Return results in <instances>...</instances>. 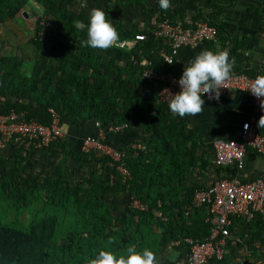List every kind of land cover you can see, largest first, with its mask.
Masks as SVG:
<instances>
[{
    "label": "trees",
    "instance_id": "16d2710c",
    "mask_svg": "<svg viewBox=\"0 0 264 264\" xmlns=\"http://www.w3.org/2000/svg\"><path fill=\"white\" fill-rule=\"evenodd\" d=\"M142 2L106 5L119 39L108 49H94L81 45L86 28L76 25L88 14L76 12L73 0H0V25L18 19L28 7L41 11L29 42L31 59L24 53L0 57L2 113L14 110L21 121L48 125L53 108L61 124L99 122L102 129L126 124L152 133L144 148L124 151L128 176L117 169L122 161L76 150L64 137L45 146L62 155L53 172L30 171L33 145L21 143L12 163L0 155V264H86L101 248L129 246L149 248L159 261L176 242L190 248L188 239L201 241L211 234L208 207L191 208L195 190L204 186L190 188L185 181L197 167L214 164L205 161V152L196 155L195 135L178 126L159 102L162 84L144 77L148 68L160 72L167 67L161 53H170L171 47L153 33L133 47L121 46L138 31L125 29L117 13ZM145 59L149 64H142ZM71 155L84 163L78 177L71 174ZM216 168L221 179L238 174L235 166ZM126 192L146 208L130 204L121 209L116 202ZM236 229L253 252L247 264H258L255 242L263 235L264 217L234 216L230 232ZM225 257L208 263H226Z\"/></svg>",
    "mask_w": 264,
    "mask_h": 264
},
{
    "label": "crops",
    "instance_id": "0c3cea01",
    "mask_svg": "<svg viewBox=\"0 0 264 264\" xmlns=\"http://www.w3.org/2000/svg\"><path fill=\"white\" fill-rule=\"evenodd\" d=\"M128 1H143L134 6L122 8L117 13L124 28L138 31L136 35L154 34V31L164 20L183 23L191 28L195 27L197 23L208 22L219 28L217 42L203 41L195 45L182 46L177 49L172 63L165 60V54L172 53V44L166 40L165 42L171 47V50L170 53L163 52L161 55L165 65L172 68L167 72H173L180 76L183 66L202 50L226 49L234 61L232 73L245 72L252 77L264 73V0H171L167 10L159 7L158 0H73V9L76 12L88 14L93 8L104 9L108 4L116 5ZM127 42L128 47H133L136 40ZM142 64L147 65L149 62L145 59ZM165 68H161L159 71L164 72ZM204 100L205 106L200 113L195 116L186 115L182 118L170 113L167 102L159 101L164 104L167 113L176 119L178 126H182L184 131L195 135L198 147L196 155L199 157L201 152H205V161L214 164L213 166L207 164L204 168L197 167L191 171L185 181L190 188L195 185L206 187L218 179L217 166L214 162L216 141L229 138L237 139L243 123L254 116L253 98L242 90H229L220 102H213L206 98ZM62 129L64 138L76 150H83L84 141L88 137H99L109 146L125 152L127 148H144V145L152 137V133L139 126L112 130L111 127L102 129L96 124L78 127L65 122L62 124ZM20 145L15 141L9 142L0 149V155H3L4 158H11ZM61 156L56 152H51L48 148L34 147L28 160L29 169L38 173L53 172ZM10 162H13V158L10 159ZM68 164L71 167V174L78 177L79 169L84 163L71 155L68 157ZM89 170L92 171V168L89 167ZM239 176L243 181L264 179V154L248 149L244 167L240 170ZM116 203L121 209L125 205L131 204L136 207L137 204H140L136 196L129 192L124 193ZM236 231L231 233L225 243L226 263L213 261L208 264H247L251 260L250 258L253 259L252 250L243 243L242 238L238 235V229ZM255 247L258 250V264H264V231L263 235L255 242ZM188 251L187 245L176 242L159 259L158 264H179L187 258Z\"/></svg>",
    "mask_w": 264,
    "mask_h": 264
},
{
    "label": "built area",
    "instance_id": "2783aa9c",
    "mask_svg": "<svg viewBox=\"0 0 264 264\" xmlns=\"http://www.w3.org/2000/svg\"><path fill=\"white\" fill-rule=\"evenodd\" d=\"M154 34L172 44V53L165 54L166 62L172 63L177 49L182 46L195 45L203 41L217 42L219 29L216 25L208 22L197 23L195 27L191 28L183 23L164 20L154 31ZM144 39H146L144 34L135 36V40ZM123 45L124 43L121 44V46ZM144 77L151 82L162 84L159 91L160 102H167V98L163 99L162 95L164 89H168L170 93L179 91L178 78L180 76L173 72H157L148 68L144 71ZM255 77L249 76L245 72L232 73L230 78L225 81L224 87H221L219 99H209L208 94L204 95L206 99L220 102L231 89L245 91L253 98L254 116L243 123L237 139L229 138L216 141L215 164L220 167L235 166L238 169V174L231 178H218L206 187L195 190L191 208H199L205 205L208 207L209 217L207 220L212 224L211 234L201 241L188 239L191 247L187 258L179 264H207L212 258L223 259L226 254V240L231 236L230 227L233 224V217H242L247 221L253 220L257 215L264 217V179L243 181L239 176L240 170L244 167V159L248 149L264 154V133L260 131L258 126L260 116L264 115V109L261 108V99L264 98H257L252 95L250 90H247ZM50 112L52 121L46 125L34 121H21L19 114L14 110L8 113L0 111V149L11 141L42 148L63 138L64 132L59 115L53 108L50 109ZM125 127H127L126 124L111 127V129L120 130ZM83 150L109 155L116 162H121L125 156L124 151L109 146L99 137L86 138ZM117 169L123 175H129L125 162L122 161ZM137 206L142 209L145 208L140 204Z\"/></svg>",
    "mask_w": 264,
    "mask_h": 264
},
{
    "label": "clouds",
    "instance_id": "9594fccd",
    "mask_svg": "<svg viewBox=\"0 0 264 264\" xmlns=\"http://www.w3.org/2000/svg\"><path fill=\"white\" fill-rule=\"evenodd\" d=\"M170 2L171 0H158L159 7L163 10L169 8ZM108 17L104 9L93 8L89 11L86 22L77 21L78 28H86V38L81 41L82 46L94 49H108L113 46L119 39V33ZM233 67L234 61L226 49L202 50L183 66L178 78L179 91L170 93L168 89L163 90V99L167 98L170 113L181 118L200 113L205 106V94H208L209 99H219L220 89L230 78ZM247 90L257 98H264V74H258ZM261 108L264 109V99H261ZM97 126L101 128V124ZM258 126L264 127V115L260 116ZM110 127L116 126L111 125L108 128ZM86 264H158V261L153 250H137L134 246H129L123 251L101 248Z\"/></svg>",
    "mask_w": 264,
    "mask_h": 264
},
{
    "label": "rangeland",
    "instance_id": "374dc122",
    "mask_svg": "<svg viewBox=\"0 0 264 264\" xmlns=\"http://www.w3.org/2000/svg\"><path fill=\"white\" fill-rule=\"evenodd\" d=\"M40 12L37 9L30 10L28 7L19 15L18 19L0 25V57L7 53L19 55L24 53L28 55V59H31L32 46L29 42L37 34L36 22L40 17ZM29 56L31 57L29 58ZM1 211L0 209V215L3 214ZM8 217L13 219L14 213L11 211ZM21 218L27 221L28 215L23 214ZM2 219L3 217H0V222Z\"/></svg>",
    "mask_w": 264,
    "mask_h": 264
}]
</instances>
